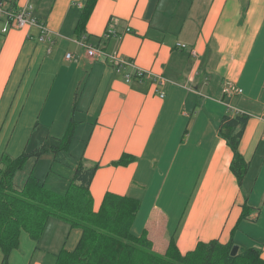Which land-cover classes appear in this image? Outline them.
Masks as SVG:
<instances>
[{
    "label": "crops",
    "instance_id": "1",
    "mask_svg": "<svg viewBox=\"0 0 264 264\" xmlns=\"http://www.w3.org/2000/svg\"><path fill=\"white\" fill-rule=\"evenodd\" d=\"M4 1L16 11L30 5L46 33L43 40L39 26L3 33L0 19V158L56 144L55 123L63 132L72 115L71 162L97 164L93 211L107 192L128 196L139 201L130 230L144 232L157 254L171 238L183 255L198 242L232 237L261 249L264 260V0H97L84 36L75 26L85 0ZM108 29L120 36L104 37ZM85 42L165 78L163 96L150 79L126 83L89 58ZM233 113L248 117L241 187L218 132ZM122 155L134 160L113 165ZM245 200L251 211L240 220ZM51 220L55 231L47 224L37 242L20 232L8 264H54L60 249L76 247L81 230ZM62 224L68 236L55 246Z\"/></svg>",
    "mask_w": 264,
    "mask_h": 264
},
{
    "label": "trees",
    "instance_id": "2",
    "mask_svg": "<svg viewBox=\"0 0 264 264\" xmlns=\"http://www.w3.org/2000/svg\"><path fill=\"white\" fill-rule=\"evenodd\" d=\"M96 2L85 0L75 26L79 36H84ZM5 3L10 11L16 10L14 3ZM247 120L248 117L242 114L225 115L218 129L232 151L230 171L239 187L248 170V162L238 150ZM66 130L64 138L58 139L56 144L43 142L32 150H24L17 157L4 155L0 158L1 264H8L11 252L18 247L21 231L37 242L50 218L63 221L69 229L81 230L76 247L72 251L60 249L54 264H264L261 249L256 247L238 246L236 254L231 255L236 245L232 237L226 243L218 239L198 242L192 251L183 255L171 238L164 254L153 252L144 232L136 236L130 230L139 209L138 200L107 192L98 210L93 211L89 186L97 164L89 165L83 159L71 164L66 159L63 153L68 152L74 138L73 118H70ZM44 154H52L53 161L72 168V177L62 194L47 189L33 175V165L22 182H15L17 173L28 161L33 159L35 163ZM132 160L133 157L122 155L113 165H126ZM250 211L251 207L245 200L239 219H247Z\"/></svg>",
    "mask_w": 264,
    "mask_h": 264
},
{
    "label": "built area",
    "instance_id": "3",
    "mask_svg": "<svg viewBox=\"0 0 264 264\" xmlns=\"http://www.w3.org/2000/svg\"><path fill=\"white\" fill-rule=\"evenodd\" d=\"M31 6L27 5L24 9L10 11L8 9L7 4L4 1H0V19L5 20V25L2 29L3 33H6L10 29H22L26 26H39L41 29V35L39 40L44 39V35L46 30L42 24H39L35 18L30 16ZM129 29L126 28V32ZM119 37L120 35L114 31L113 29H108L104 37ZM85 38V37H84ZM82 46L85 48L86 55L94 61H102L107 63L112 67V69L116 73H120L123 77L124 82L130 83L132 81H142L143 79L147 78L150 79L154 85L156 86V92H158L159 96H163V92L159 91V87L163 86L167 81L165 78L159 77L156 74H153L151 71L142 69L137 67L133 61L126 59L124 57L118 55H108L104 52V50L100 47H96L94 45L83 43ZM180 47L184 48L185 45H180ZM70 54H66V58H70ZM227 90V89H226ZM227 91H233L236 93H240V89H236L233 87H229ZM240 114V113H236ZM263 117H264V110H263Z\"/></svg>",
    "mask_w": 264,
    "mask_h": 264
},
{
    "label": "rangeland",
    "instance_id": "4",
    "mask_svg": "<svg viewBox=\"0 0 264 264\" xmlns=\"http://www.w3.org/2000/svg\"><path fill=\"white\" fill-rule=\"evenodd\" d=\"M73 110L74 109H72V113H73ZM70 118H73L72 115L70 116ZM42 119H43V122H46V120H47L46 114L42 115ZM58 121L55 123V125L51 131V136L53 138H56V139H62V138H64L65 133L68 131V130H66L68 125L66 126L65 130H63V132L57 131L58 130V128H57ZM69 121H70V119H69ZM68 124H69V122H68ZM74 134L75 133L73 130V136H74ZM28 150H32V149H28ZM63 155L66 157V159L71 164H73L71 162V159H70V157L72 158L71 155L67 154V152L63 153ZM32 165L34 166L33 175H35L42 183L45 182L46 185L43 184L45 187H47L48 185L51 186L53 189L52 190L49 189L50 191L62 194L66 190V189H63V191H60L61 190L60 188H62L61 186L63 185L65 180H67V183H68L69 180L71 179L72 174H73L72 168L53 161L52 154H44V155L40 156L39 159H37L35 163H34L33 159L28 161L27 164L25 165L24 169L17 173V176L15 178L16 183H20L23 181L24 177L26 178V176H27L28 172L30 171ZM51 219H53V218H50V220L48 221L47 224H48V227L50 228V230L54 229V231H55L56 224ZM55 220H57V219H55ZM66 226H67L66 224H62V227H59V231L57 232L56 239H54V235H55V232H54L53 242L55 243V246H56V244L60 245V244L64 243V241L67 239V236H68V235H66L67 231L63 234V231H64ZM67 230H69V228H67Z\"/></svg>",
    "mask_w": 264,
    "mask_h": 264
},
{
    "label": "water",
    "instance_id": "5",
    "mask_svg": "<svg viewBox=\"0 0 264 264\" xmlns=\"http://www.w3.org/2000/svg\"><path fill=\"white\" fill-rule=\"evenodd\" d=\"M237 249H238L237 245L233 246L232 251H231V255H235L237 252Z\"/></svg>",
    "mask_w": 264,
    "mask_h": 264
}]
</instances>
